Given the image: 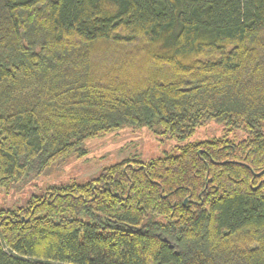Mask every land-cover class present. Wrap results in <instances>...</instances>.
I'll return each instance as SVG.
<instances>
[{"label": "trees", "instance_id": "16d2710c", "mask_svg": "<svg viewBox=\"0 0 264 264\" xmlns=\"http://www.w3.org/2000/svg\"><path fill=\"white\" fill-rule=\"evenodd\" d=\"M209 121L248 136L0 209V264H264V0H0V189L124 125Z\"/></svg>", "mask_w": 264, "mask_h": 264}, {"label": "rangeland", "instance_id": "374dc122", "mask_svg": "<svg viewBox=\"0 0 264 264\" xmlns=\"http://www.w3.org/2000/svg\"><path fill=\"white\" fill-rule=\"evenodd\" d=\"M247 136L241 129L227 131L223 124L214 121L199 126L187 139H165L146 127L131 128L124 125L115 131L87 139L83 146L85 154L72 155L40 175H29L18 184L0 189V209L24 207L32 195H43L51 186L85 183L96 178L101 169L114 163L125 160L147 162L165 154L175 155L176 148L187 143L221 137L236 143Z\"/></svg>", "mask_w": 264, "mask_h": 264}]
</instances>
